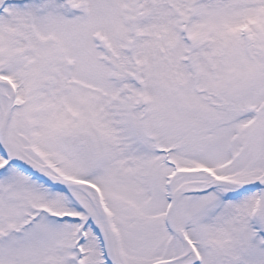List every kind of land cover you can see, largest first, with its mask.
Returning <instances> with one entry per match:
<instances>
[{
  "label": "snow or ice",
  "instance_id": "6c2138e0",
  "mask_svg": "<svg viewBox=\"0 0 264 264\" xmlns=\"http://www.w3.org/2000/svg\"><path fill=\"white\" fill-rule=\"evenodd\" d=\"M0 264H264V0H0Z\"/></svg>",
  "mask_w": 264,
  "mask_h": 264
}]
</instances>
